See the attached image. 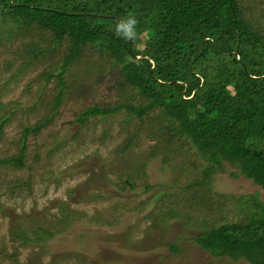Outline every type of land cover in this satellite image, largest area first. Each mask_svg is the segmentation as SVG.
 I'll return each instance as SVG.
<instances>
[{
    "label": "rangeland",
    "instance_id": "374dc122",
    "mask_svg": "<svg viewBox=\"0 0 264 264\" xmlns=\"http://www.w3.org/2000/svg\"><path fill=\"white\" fill-rule=\"evenodd\" d=\"M239 8L264 34V0H239ZM41 48L51 51L35 57L32 50ZM67 51V42L56 45L50 31L0 20V114L9 115L0 138V264H249L214 258L191 237L206 224L238 220L239 198L262 197L263 190L226 165L214 176L211 192L198 190L207 204L193 203L189 181L206 162L185 139L167 134L163 148L148 134L159 124L157 112L138 120L123 110L77 123L78 113L93 104H145L134 87L119 86L118 72L110 73L99 53L85 52L69 67L68 87L55 108L58 80L45 75L59 68ZM55 111L49 125L30 134L23 168L1 162L19 154L26 128ZM157 150L167 153L168 166L152 159ZM143 163L147 169L136 176L137 191L129 190L123 181ZM148 184L152 188L144 189ZM169 210L181 217L164 222L160 215ZM65 215L70 219L64 223ZM38 227L59 235L42 245L16 239V231ZM173 242L177 252L170 249Z\"/></svg>",
    "mask_w": 264,
    "mask_h": 264
},
{
    "label": "trees",
    "instance_id": "16d2710c",
    "mask_svg": "<svg viewBox=\"0 0 264 264\" xmlns=\"http://www.w3.org/2000/svg\"><path fill=\"white\" fill-rule=\"evenodd\" d=\"M129 14L138 22L136 38L122 41L113 28ZM0 20L22 28L37 25L52 33L56 45L67 42L59 68L45 75L47 80L54 76L58 80L55 108L68 87L64 75L69 67L85 52L99 53L109 64V72H118L119 86L134 87L145 104H93L78 113L76 122L84 124L123 110L138 120L157 112L159 124L149 127L148 134L163 148L168 146L167 134L185 139L206 162L201 175L189 181L193 203L207 204L198 190L211 192L214 176L226 165L238 170L235 176L259 186L262 197L256 193L239 198L238 220L206 224L191 239L214 258L264 264V34L242 14L239 0H0ZM50 51L32 50L35 57ZM55 113L26 128L19 154L1 162L23 168L30 134L49 125ZM8 119V114H0V138ZM141 129L143 124L121 153L130 149ZM151 157L169 165L167 153L157 150ZM146 169L143 163L123 185L137 191L136 176ZM169 212L160 215L164 222L181 217L178 211ZM69 219L65 215L63 222ZM29 232L15 233L24 246L46 244L59 235L55 229L42 227ZM170 249L177 252V244L171 243Z\"/></svg>",
    "mask_w": 264,
    "mask_h": 264
},
{
    "label": "clouds",
    "instance_id": "9594fccd",
    "mask_svg": "<svg viewBox=\"0 0 264 264\" xmlns=\"http://www.w3.org/2000/svg\"><path fill=\"white\" fill-rule=\"evenodd\" d=\"M137 20L134 15L122 17L113 28V33L122 41L134 40L136 38Z\"/></svg>",
    "mask_w": 264,
    "mask_h": 264
}]
</instances>
